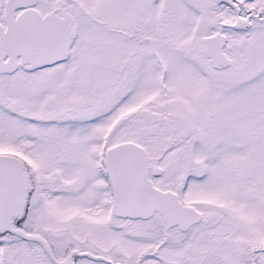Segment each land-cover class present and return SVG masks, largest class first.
I'll return each instance as SVG.
<instances>
[{"label":"snow or ice","instance_id":"snow-or-ice-1","mask_svg":"<svg viewBox=\"0 0 264 264\" xmlns=\"http://www.w3.org/2000/svg\"><path fill=\"white\" fill-rule=\"evenodd\" d=\"M0 264H264V0H0Z\"/></svg>","mask_w":264,"mask_h":264}]
</instances>
